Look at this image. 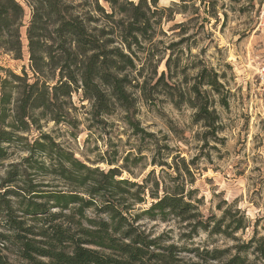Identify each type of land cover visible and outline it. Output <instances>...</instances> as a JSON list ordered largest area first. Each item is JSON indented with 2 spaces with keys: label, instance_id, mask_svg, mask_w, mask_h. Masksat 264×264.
I'll return each instance as SVG.
<instances>
[{
  "label": "trees",
  "instance_id": "16d2710c",
  "mask_svg": "<svg viewBox=\"0 0 264 264\" xmlns=\"http://www.w3.org/2000/svg\"><path fill=\"white\" fill-rule=\"evenodd\" d=\"M73 1L23 0L31 11L28 65L20 74L2 69L0 75V165L23 154L8 163L0 182V264H251L252 254L264 264V235L255 229L248 239L237 235L250 226L240 208L223 200L224 207L216 206L219 216L205 215L202 198L186 190L185 177L196 170L192 160L166 152L150 161L160 168L158 176L153 167L136 181L123 175L139 177L128 163L133 153L100 169L44 129L50 122L78 127L72 94L81 91L94 117L110 114L117 104L133 134L154 136L133 119L127 70L135 67L131 45L152 28L158 0H102L109 10L100 0ZM25 12L20 0H0V52L15 59L23 57ZM206 77L201 85L218 93L216 74ZM191 88L198 100L190 102L194 121L214 129L215 108L198 85ZM143 217L183 223L184 244L152 236ZM200 232L232 244L200 245L193 239ZM11 246L19 263L7 257Z\"/></svg>",
  "mask_w": 264,
  "mask_h": 264
},
{
  "label": "rangeland",
  "instance_id": "374dc122",
  "mask_svg": "<svg viewBox=\"0 0 264 264\" xmlns=\"http://www.w3.org/2000/svg\"><path fill=\"white\" fill-rule=\"evenodd\" d=\"M20 1L26 11L21 29L23 57L15 59L0 52L1 76L2 69L20 74L28 65L25 31L31 11ZM156 7L150 14L152 28L131 45L135 67L127 70L131 78L128 92L135 98L133 119L154 136L140 139L133 134L117 104L110 114L94 117L81 91L72 94L77 128L55 127L51 122L43 127L76 157L100 169L107 170L110 160L118 166L127 152L133 153L128 163L139 177L123 175L136 181L153 167L159 175L160 168L150 164L153 157L159 160L166 152L180 153L196 167L193 177H185L186 190L195 189L193 194L202 198L200 209L205 215L219 216L216 206L224 207L225 200L240 208L250 224L244 233L237 232L239 237L250 238L254 229L264 235V86L256 74L264 64V0H158ZM212 73L221 84L218 93L201 85L206 74ZM194 85L215 108L214 129L194 121L196 108L190 104L198 102ZM20 155L15 153L0 165V182L8 163L18 161ZM140 222L164 243L184 244L180 235L186 228L176 219L162 222L143 217ZM193 239L200 245L232 244L203 232ZM14 249L11 246L5 252L8 259L19 263ZM249 259L251 264L262 263L253 254Z\"/></svg>",
  "mask_w": 264,
  "mask_h": 264
},
{
  "label": "built area",
  "instance_id": "2783aa9c",
  "mask_svg": "<svg viewBox=\"0 0 264 264\" xmlns=\"http://www.w3.org/2000/svg\"><path fill=\"white\" fill-rule=\"evenodd\" d=\"M256 74H257V77H259L260 82H262L263 86H264V64L261 65V67H259L257 69V73Z\"/></svg>",
  "mask_w": 264,
  "mask_h": 264
}]
</instances>
